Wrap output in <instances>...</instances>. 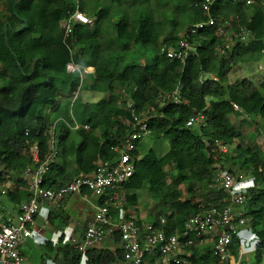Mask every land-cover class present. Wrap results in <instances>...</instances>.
Here are the masks:
<instances>
[{
	"label": "trees",
	"instance_id": "trees-1",
	"mask_svg": "<svg viewBox=\"0 0 264 264\" xmlns=\"http://www.w3.org/2000/svg\"><path fill=\"white\" fill-rule=\"evenodd\" d=\"M202 2L82 1L80 9L92 21L74 24V61L94 71L84 79L73 107L76 119L90 128L74 130L65 121L71 122L70 99L81 79L78 73L69 79L71 52L64 42L62 22L75 12L76 0H0V171L4 167L19 175L33 163L32 147L38 145L44 156L52 150L54 140L58 153L45 175L46 187L64 184L79 174L92 175L99 161L117 157L114 148L122 145L132 129L119 97L125 89L134 97L139 112L151 115L150 133L169 142L164 154L153 148L143 154L139 149L142 140L136 142L134 174L120 189L126 197L125 207L138 203L137 191L147 182L155 201L153 224L158 226L165 218L168 234L180 232L187 219L204 206L228 203L213 167L216 161L222 162L223 167L254 180L252 197L243 211L260 239L255 256L263 262L264 144L246 143V133L231 117L234 112L260 116L262 124L256 120L254 124L258 126L256 135H262L264 79H230L245 56H264L263 6L216 0L212 8L215 18L228 21L226 29L234 34L241 26L250 29L248 42L231 45L209 28L192 37L197 52L185 63L168 57L163 48L176 47L182 31L207 19ZM216 45L221 52L215 51ZM176 89L180 91L178 102L167 98ZM63 97L68 99L65 104L61 103ZM60 112L61 116L54 115ZM198 112L205 115L207 137L186 124ZM213 139L228 143L230 151L215 149ZM72 163L74 170H70ZM17 183L16 191L7 196L15 208L29 197L27 183L23 179ZM114 192L110 189L107 193ZM83 194L93 195L85 190ZM106 197L98 199L103 204ZM64 214L52 212L50 222L59 218L63 228L71 220ZM198 241L186 247L192 264H220L213 245L199 247ZM239 242L235 238L233 251L237 252ZM44 246L48 255L60 254L65 264H114L122 260L124 252L120 236L113 248H91L86 253L72 242L56 245L48 240Z\"/></svg>",
	"mask_w": 264,
	"mask_h": 264
},
{
	"label": "built area",
	"instance_id": "built-area-1",
	"mask_svg": "<svg viewBox=\"0 0 264 264\" xmlns=\"http://www.w3.org/2000/svg\"><path fill=\"white\" fill-rule=\"evenodd\" d=\"M82 1L76 0L75 12L62 22L64 28V42L71 52V60L67 65V73H78L81 85L73 91L70 99L71 122L65 121L74 130L81 127L89 129L88 124L80 123L73 113L74 103L79 97L82 83L89 73L88 68H83L74 61L75 47L72 43L74 24L81 22L90 23L89 15L80 9ZM247 6H263L264 0H239ZM216 0H203L201 7L207 19L194 23L182 31L176 47L163 48L167 56L178 59L185 63L192 55L196 54V47L191 39L199 31L213 29L215 34L234 45L237 41L246 43L251 36V30L241 26L234 34L228 31L226 26L229 22H220L212 14V8ZM215 51L221 52L220 45L215 46ZM216 80L217 76H213ZM179 89L167 96L171 101H179ZM120 99L124 103L130 119L128 123L131 131L122 145L114 148L117 157L113 160L99 161L92 175L79 174L72 180L56 187L44 185L47 174L58 151L51 141L52 150L42 155L41 148L34 145L31 149L33 163L19 174H12L3 167L0 171V195L8 196L10 192L16 191L20 179L27 183L29 197L23 201L15 217L5 216L0 212V264H23V246L30 238H40L42 231L50 224L52 212L64 214L63 202L75 194H83L91 191L97 197L107 196L102 204L95 207L93 217L88 221L84 230L75 232L62 245L72 242L77 245L78 250L86 253L91 248H96L107 238L115 243L116 237L120 236V244L123 248V258L114 264H192L189 257L191 253L186 250L187 246L194 245L196 239H210L213 250L220 259V264H241L243 257L248 254L257 253L260 239L253 233V242L249 249L241 248L237 255L232 250L235 238L239 246L244 243L242 229L250 224L251 218L244 214V205L252 197L250 190L254 187L252 177L238 175L222 162L216 161L213 165L215 180L219 188L228 194V203H211L195 215L190 216L180 232L168 234L166 231L167 220L161 219L160 225L153 222H143L134 217L126 205L125 194L121 192V186L132 178L135 171V159L132 155L136 142L150 134L149 119L151 115L140 113L134 97L127 91L122 90ZM235 108L239 107L235 104ZM187 126L195 129L201 136H206V119L202 112L195 113L188 121ZM28 134V133H27ZM207 137V136H206ZM206 139V138H205ZM212 145L222 153H228L231 146L220 140L213 139ZM252 181V183H250ZM115 191L108 194L109 190ZM119 191V192H116ZM237 249V248H236ZM43 264H58L54 259H48Z\"/></svg>",
	"mask_w": 264,
	"mask_h": 264
},
{
	"label": "rangeland",
	"instance_id": "rangeland-1",
	"mask_svg": "<svg viewBox=\"0 0 264 264\" xmlns=\"http://www.w3.org/2000/svg\"><path fill=\"white\" fill-rule=\"evenodd\" d=\"M76 51V50H75ZM251 56H245L242 61L238 63V65L234 68V70L230 74V79L231 81H235L237 79L241 78H251L254 81L256 80H262L264 79V56L261 58L258 56L256 58H250ZM139 60V59H137ZM77 74H69V79H74V77ZM87 98V97H86ZM98 98V97H97ZM68 99L67 98H61V103L65 104L67 103ZM54 115L61 116L62 113H56ZM232 122L240 127L246 134L245 136V142L248 144L252 143H259V144H264V128L260 127V130L262 131V135H256L255 129L258 128L257 125L254 124L255 120L259 121L261 124L263 122V119L258 116V115H251V116H246L245 114H239V112H234L232 114ZM78 139V137H76ZM258 139L259 142H256ZM254 141V142H252ZM263 146V145H262ZM140 151L143 154H146L149 152L150 149H155L157 153L159 154H164L168 149H169V142L168 139L165 137L161 138H155L151 133L144 137L141 141L140 145ZM264 158V155H263ZM74 163L70 166V170H74ZM252 183V181H250ZM181 188L185 190L184 186L181 185ZM139 191V196H140V203L141 205L145 206V209H153L155 206V201L154 199L148 194L149 193V183H145L144 187L141 188ZM186 196V195H185ZM98 197L95 195H92L85 204L82 206L84 207V210L82 212V215L79 213L77 214L78 219H81L82 224H85L86 220L89 218V216L92 215L93 212V203L96 201ZM10 202L7 199V196L1 195L0 196V212L2 213L4 210L5 204H9ZM72 216H76L75 212H72ZM93 216V215H92ZM148 218V216H147ZM150 221H153L155 219L154 215L149 216L148 218ZM90 220V219H89ZM88 220V221H89ZM87 221V222H88ZM58 224L57 223H50L46 225V228L42 231V236L44 239L47 240H53L54 233L58 229ZM250 224L246 225L242 229V236H243V241L244 243L242 245L237 246V252L235 255L238 254L239 249L241 248H246L249 249L251 247V242H253V235L250 233ZM30 240H34V238H30ZM28 241V240H27ZM56 241V240H55ZM56 245H62L61 243L55 242ZM105 245L109 246V248H113L114 244L113 243H106ZM58 248V247H56ZM24 249V246H23ZM47 251L46 246H36L34 249L31 251V255L28 257L29 260H33V254H39L40 251ZM56 253V252H54ZM33 255V256H32ZM243 261L241 264H264V259L263 262H259L254 254H248L243 257Z\"/></svg>",
	"mask_w": 264,
	"mask_h": 264
},
{
	"label": "crops",
	"instance_id": "crops-1",
	"mask_svg": "<svg viewBox=\"0 0 264 264\" xmlns=\"http://www.w3.org/2000/svg\"><path fill=\"white\" fill-rule=\"evenodd\" d=\"M94 69L92 67H89V73L93 72ZM254 142V141H252ZM256 142H259L258 139L256 140ZM259 144V143H256ZM140 149V148H139ZM142 153V152H141ZM138 196H139V191H137ZM149 194V193H148ZM92 195H88V194H75L69 198H67L66 200H64L63 202V210L65 211L66 215L71 216V220L69 222V224L65 225L63 228H61L60 225V219L59 218H55V223L59 222L58 224V229L57 231L54 233L53 237V242H61V238H64L62 241L64 240H68L70 238V236L72 235L73 231L78 232L79 228H81L82 226H84L85 224H87V221L89 219L92 218V215L89 216V218L86 220L85 224H82L81 219L77 217V214H81L84 210V207L82 206L83 204H85L87 202V200L91 197ZM151 196V195H150ZM99 204V199L97 198L96 201H94L93 205V212L95 207ZM153 209H155V207H153ZM153 209H145V206L141 205L140 203V196L138 197V203L134 206L129 207V211L131 212V214L134 217H137L139 220L143 221V222H152L150 221L148 218L149 216L152 215L153 213ZM18 212V207L15 208L12 204H5L4 206V210H3V214L5 216H12L15 217V215ZM72 212H75V217L72 216ZM148 216V218H147ZM56 240V241H55ZM48 240L44 239L42 234L40 238H34V240H28L26 241L25 245H24V263L23 264H43L46 260L48 259H54L55 258V254L56 253H52V255H48L45 251L41 250L39 254H33V260H29L28 257L31 255V251L34 249V247H38V246H43L46 245V242ZM108 243H113L109 238H107L103 243H101L99 246H97L96 248L100 249V248H109V246L105 245ZM62 244H64L62 242ZM198 246L199 247H204L207 245H213V243L211 242L210 239H201V241H198ZM57 247V246H56ZM56 262L58 264H65V262L63 261V258L60 254H58V256L56 257Z\"/></svg>",
	"mask_w": 264,
	"mask_h": 264
}]
</instances>
